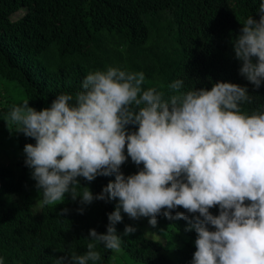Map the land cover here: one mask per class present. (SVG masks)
<instances>
[{
	"label": "clouds",
	"instance_id": "9594fccd",
	"mask_svg": "<svg viewBox=\"0 0 264 264\" xmlns=\"http://www.w3.org/2000/svg\"><path fill=\"white\" fill-rule=\"evenodd\" d=\"M257 12L259 19L248 16L232 42L239 74L253 89L264 82V0ZM144 82L143 72L96 69L75 96L59 94L41 110L25 99L4 118L10 132L35 140L20 151V163L36 181L41 207L63 203L66 194L79 198L81 214L94 200L117 201L106 232L89 230L87 252L60 256L56 264H95L98 244L121 252L122 212L148 218L152 236L161 214L185 220V231L196 232L191 264H264V112L241 110L252 102L247 85L217 81L182 92L177 79L168 85L175 94L165 98L155 87L143 90ZM129 157L143 167L125 176ZM113 174L100 193L87 185L77 191L79 177L92 182ZM216 206L218 215L210 211ZM177 208L186 212L173 215ZM136 230L126 225L123 234Z\"/></svg>",
	"mask_w": 264,
	"mask_h": 264
},
{
	"label": "trees",
	"instance_id": "16d2710c",
	"mask_svg": "<svg viewBox=\"0 0 264 264\" xmlns=\"http://www.w3.org/2000/svg\"><path fill=\"white\" fill-rule=\"evenodd\" d=\"M262 0H0V194L17 192L16 202L0 205V257L4 264H56L58 257L87 252L89 230L106 232L108 214L117 201L94 200L81 207L66 194L63 203L40 206L36 181L16 160L34 138L10 132L6 121L13 105L28 99L41 110L59 94L82 90V81L96 69L116 66L143 72V90L155 87L165 98L175 94L168 85L180 79L182 92L211 88L217 81L247 85L252 102L241 105L247 114L264 112V82L259 89L239 74L232 42L248 16L259 19ZM24 13L12 18L18 10ZM134 131L136 126H128ZM125 154L127 150L125 148ZM137 166L129 157L121 166L125 176ZM82 193L93 194L115 175L92 182L78 178ZM32 182L35 187L31 188ZM36 199V200H35ZM68 209L59 215L61 209ZM184 211L183 208L173 210ZM210 211L219 214V207ZM189 216L193 214L186 213ZM116 229L122 251L97 245L101 259L95 264H191L196 232L185 231L183 219L157 217L156 238L149 219L129 218ZM126 225L134 234H123ZM89 264H93L89 261Z\"/></svg>",
	"mask_w": 264,
	"mask_h": 264
},
{
	"label": "rangeland",
	"instance_id": "374dc122",
	"mask_svg": "<svg viewBox=\"0 0 264 264\" xmlns=\"http://www.w3.org/2000/svg\"><path fill=\"white\" fill-rule=\"evenodd\" d=\"M22 14V12H18L17 14H15L14 16H12L13 19H16L17 17H19ZM23 157H25V154H15V158L16 160H21ZM30 186L32 189H34L35 185L32 182H29ZM19 199V193L17 192H9V193H1L0 194V205L2 207H4L6 204L11 203V202H16ZM36 200V199H35ZM152 237L156 238L155 235H153ZM135 263V262H133ZM132 262H130L127 259V264H133Z\"/></svg>",
	"mask_w": 264,
	"mask_h": 264
}]
</instances>
